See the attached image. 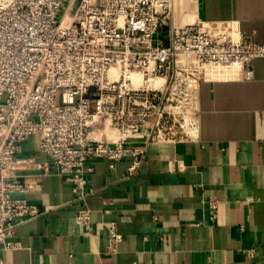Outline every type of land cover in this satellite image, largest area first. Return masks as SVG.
I'll return each mask as SVG.
<instances>
[{"label": "built area", "instance_id": "built-area-1", "mask_svg": "<svg viewBox=\"0 0 264 264\" xmlns=\"http://www.w3.org/2000/svg\"><path fill=\"white\" fill-rule=\"evenodd\" d=\"M183 0H0V245L40 213L18 197L53 170L76 199L93 158L140 163L147 141L193 140L203 80L249 79L264 43L185 17ZM229 25V24H228ZM36 139L45 157L22 154ZM140 145H133V140ZM31 169L39 173L29 172ZM77 219L87 224L81 206ZM121 235L112 230L107 249Z\"/></svg>", "mask_w": 264, "mask_h": 264}, {"label": "crops", "instance_id": "crops-1", "mask_svg": "<svg viewBox=\"0 0 264 264\" xmlns=\"http://www.w3.org/2000/svg\"><path fill=\"white\" fill-rule=\"evenodd\" d=\"M183 2L185 17L264 43V0ZM199 108L195 139L147 141L134 170L129 156L91 159L82 199L53 170L15 195L40 213L18 225V248L0 245V264H264V56L249 79L203 80ZM22 154L45 161L35 138ZM112 230L115 251L106 247Z\"/></svg>", "mask_w": 264, "mask_h": 264}, {"label": "rangeland", "instance_id": "rangeland-1", "mask_svg": "<svg viewBox=\"0 0 264 264\" xmlns=\"http://www.w3.org/2000/svg\"><path fill=\"white\" fill-rule=\"evenodd\" d=\"M223 25H227V27H231V28L234 27V25H232V24H229V25H228V23H227V24H226V23H223Z\"/></svg>", "mask_w": 264, "mask_h": 264}]
</instances>
